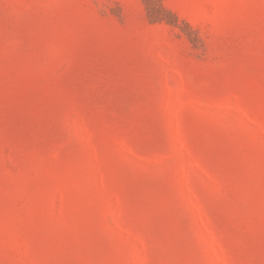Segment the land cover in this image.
<instances>
[{
  "label": "rangeland",
  "instance_id": "374dc122",
  "mask_svg": "<svg viewBox=\"0 0 264 264\" xmlns=\"http://www.w3.org/2000/svg\"><path fill=\"white\" fill-rule=\"evenodd\" d=\"M0 264H264V0H0Z\"/></svg>",
  "mask_w": 264,
  "mask_h": 264
}]
</instances>
